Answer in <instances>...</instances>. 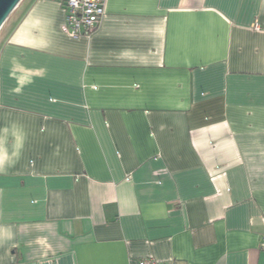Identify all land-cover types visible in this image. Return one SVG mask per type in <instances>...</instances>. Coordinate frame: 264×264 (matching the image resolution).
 <instances>
[{"label":"crops","instance_id":"crops-1","mask_svg":"<svg viewBox=\"0 0 264 264\" xmlns=\"http://www.w3.org/2000/svg\"><path fill=\"white\" fill-rule=\"evenodd\" d=\"M64 20L27 0L0 43V264H264V0Z\"/></svg>","mask_w":264,"mask_h":264},{"label":"built area","instance_id":"built-area-1","mask_svg":"<svg viewBox=\"0 0 264 264\" xmlns=\"http://www.w3.org/2000/svg\"><path fill=\"white\" fill-rule=\"evenodd\" d=\"M65 9L63 32L72 39L88 38L96 30L105 14L106 0H60ZM258 29V26H256ZM259 249L264 253V234L261 236ZM138 264H174L160 262L153 258H141Z\"/></svg>","mask_w":264,"mask_h":264},{"label":"water","instance_id":"water-1","mask_svg":"<svg viewBox=\"0 0 264 264\" xmlns=\"http://www.w3.org/2000/svg\"><path fill=\"white\" fill-rule=\"evenodd\" d=\"M22 0H0V30Z\"/></svg>","mask_w":264,"mask_h":264},{"label":"rangeland","instance_id":"rangeland-1","mask_svg":"<svg viewBox=\"0 0 264 264\" xmlns=\"http://www.w3.org/2000/svg\"><path fill=\"white\" fill-rule=\"evenodd\" d=\"M27 0H24L17 8L16 10L9 16L8 20L5 22L4 26L0 30V43L6 32L9 30L10 26L16 19V17L19 14L20 9L25 5Z\"/></svg>","mask_w":264,"mask_h":264}]
</instances>
